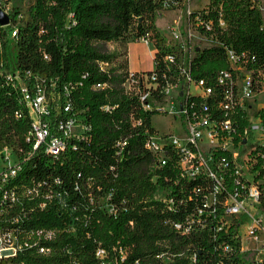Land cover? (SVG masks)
Wrapping results in <instances>:
<instances>
[{"label":"trees","instance_id":"trees-1","mask_svg":"<svg viewBox=\"0 0 264 264\" xmlns=\"http://www.w3.org/2000/svg\"><path fill=\"white\" fill-rule=\"evenodd\" d=\"M9 2V21L0 25V145L21 154L31 150L26 141L31 119L14 72L30 88L43 86L51 131L67 115L84 124L59 154L37 147L21 161L17 176L40 183L39 197L22 202L27 211L22 222L40 225V243L50 250L28 246L16 259L23 264H264L241 248L244 215L227 211L225 200L240 190L229 153L213 151V161L226 162L223 169L211 167L214 176L184 177L173 147H166L167 164L160 167L146 146L158 132L152 115L161 113L155 106L164 102V85L184 81L185 74L210 89L205 97L185 96L186 112L229 120L234 133L241 132L245 119L228 51L250 73L252 90L264 89V10L257 0H207L191 9L187 21L204 40L191 53L167 42L155 22L182 0H32L25 17L19 15L22 0H0L1 8ZM142 36L153 46V69L130 72L126 46ZM111 43L118 49L110 50ZM96 83L104 85L93 88ZM145 92L148 97L141 98ZM64 96L70 112L62 109ZM259 113L264 123V109ZM245 161L264 213V145L250 147ZM215 177L221 178L220 187L208 201Z\"/></svg>","mask_w":264,"mask_h":264},{"label":"built area","instance_id":"built-area-1","mask_svg":"<svg viewBox=\"0 0 264 264\" xmlns=\"http://www.w3.org/2000/svg\"><path fill=\"white\" fill-rule=\"evenodd\" d=\"M184 2L185 0H182L181 7L171 10L181 9ZM190 10L186 11V23L189 29L197 34L199 40L204 42L203 38L187 21V14ZM172 33L176 36L175 32ZM10 34L14 35L15 30H12ZM137 41L151 45L153 52V46L146 36L140 37ZM166 41L170 42L167 39ZM173 43L180 45L182 49L186 50L180 43ZM228 60L231 67L237 71L234 81L236 96L245 119L241 132L235 134L229 120L216 121L203 114H196L193 111L190 114L186 112L185 96L198 95L205 97L210 89L204 87L201 80L194 81L189 75L185 74L184 81L175 84L166 83L164 85L162 89L164 102L155 106L161 111L160 114H170L172 117L178 116L177 118L181 120L177 124V127H180L178 130L179 134H166L159 132L157 129V133H153L148 137L146 146L156 156V165L160 167L167 164L165 150L168 148L166 147H173L177 152L176 165L180 174L184 177L197 175L214 176L211 167L220 170L225 167L226 162H224L223 158L219 162L213 161V151L222 149L228 152L233 164V174L240 177V190L230 194L225 203L229 213L239 215L243 213L246 201L249 200L257 204L258 192L247 169L246 153L254 145H264V141H262L253 143L249 147H244V143L247 141V127L243 101L258 95L264 89L258 92L252 90L250 73L239 65L231 51H228ZM11 77L15 80L21 100L25 104L31 119V127L26 136V141L30 143L31 150L21 154L19 150H16L11 145H0V159L4 163L0 167V264H23L16 257L24 248L35 246L38 252L45 254L50 249L40 243L42 238L40 225L31 227L22 222L27 212L22 202L27 197H39L40 183H28L25 178L17 176L21 168V161L29 157V154L37 147H42L44 152L50 155L59 154L63 150L68 137H77L83 132L84 124L78 117L67 115L65 120L58 121L54 125V131H51L48 114V95L44 93L43 86L38 82L34 84V87L30 88L26 81L20 78L16 72ZM153 79L154 76L151 75L150 80L153 81ZM102 85L104 84L96 83L93 88H100ZM64 91L67 93V88ZM148 95L149 92L142 93L141 98L148 97ZM145 107L151 108L152 105L146 103ZM104 108H107V106H104ZM262 108L264 109V106L257 110V116L260 118L264 134V123L259 113ZM62 109L65 112H70L71 110L70 101L65 96L62 100ZM180 133H182V138L178 137ZM203 149H206L205 152ZM215 178L214 191L209 195L208 201L214 198V192L220 187L221 178ZM38 206H43L41 200H38ZM249 219L250 223L247 225L243 235L257 241L260 235L264 234L263 218L258 215ZM51 234L52 232L49 231L45 236L49 237ZM261 246L264 247V241ZM241 248L244 250L242 243ZM96 254L101 255L102 250L98 249ZM254 257L262 260V258L257 256Z\"/></svg>","mask_w":264,"mask_h":264},{"label":"rangeland","instance_id":"rangeland-1","mask_svg":"<svg viewBox=\"0 0 264 264\" xmlns=\"http://www.w3.org/2000/svg\"><path fill=\"white\" fill-rule=\"evenodd\" d=\"M205 1L206 0H185L181 9L161 11L156 18V26L171 43H180L186 50L192 52L194 45H202L203 41H200L197 34L189 29L185 19L186 11L201 7ZM31 2L32 0H22L19 15L22 17L26 16V8ZM257 5L261 10H264V0H257ZM4 11L6 13L11 11L10 2L5 4ZM172 32H175L176 36H174ZM108 47L110 50L118 49L116 43H111ZM151 49V45L142 41L129 40L126 46L128 69L130 71H149L153 69ZM191 88L193 89V87ZM243 105L247 127V141L244 143V147L246 148L253 143L264 141L263 128L260 123V118L257 116V110L264 106V91H261L258 95H254L252 98H247L243 101ZM177 117V115L172 117L170 114L155 113L152 115V124L159 132L166 134H179L178 130L180 127H177V124L180 123L181 120ZM181 135L182 133H180V136L178 137L182 138ZM203 150L205 152L206 149ZM3 164V161L0 159V167ZM242 214L244 215V220L238 229L242 241V247L249 253V255L263 259L264 247L261 245L264 241V234L260 235V238L255 241L250 237L244 236L243 232L250 223V217L260 215L264 221V213L258 208L256 203L248 200L245 203Z\"/></svg>","mask_w":264,"mask_h":264},{"label":"water","instance_id":"water-1","mask_svg":"<svg viewBox=\"0 0 264 264\" xmlns=\"http://www.w3.org/2000/svg\"><path fill=\"white\" fill-rule=\"evenodd\" d=\"M9 21L8 14L0 6V25H6Z\"/></svg>","mask_w":264,"mask_h":264},{"label":"crops","instance_id":"crops-1","mask_svg":"<svg viewBox=\"0 0 264 264\" xmlns=\"http://www.w3.org/2000/svg\"><path fill=\"white\" fill-rule=\"evenodd\" d=\"M151 51H152V49H151Z\"/></svg>","mask_w":264,"mask_h":264}]
</instances>
